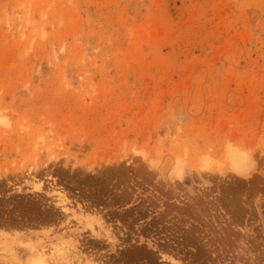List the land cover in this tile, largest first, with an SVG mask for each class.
Segmentation results:
<instances>
[{"label":"rangeland","instance_id":"rangeland-1","mask_svg":"<svg viewBox=\"0 0 264 264\" xmlns=\"http://www.w3.org/2000/svg\"><path fill=\"white\" fill-rule=\"evenodd\" d=\"M1 115L0 249L66 229L36 175L97 196L105 264H264V0H0Z\"/></svg>","mask_w":264,"mask_h":264},{"label":"bare ground","instance_id":"bare-ground-1","mask_svg":"<svg viewBox=\"0 0 264 264\" xmlns=\"http://www.w3.org/2000/svg\"><path fill=\"white\" fill-rule=\"evenodd\" d=\"M0 122L5 123V117H3V115L0 116ZM230 160H231V167L234 169V171L236 173L242 175L245 172L246 158L243 155H241L239 153H235L234 151H232L230 153ZM111 170L112 169L107 170L106 176H107V174L109 176L114 172V171L111 172ZM92 171H93V169H92ZM108 171H110V172H108ZM35 173H36V171H35ZM47 176L53 177V175L51 176V171L47 172ZM108 176H107V178H108ZM32 178H33L32 180L26 179L27 181H25L26 183H28L31 186L32 191L38 192V193H44V195H47V197L52 198V199H51V201L50 200H40V202H33L29 208L36 210L37 215L43 214L45 217L48 216V217H50V219L57 220L62 225L67 224L66 229L63 232H61V234H58V237H56V242L52 241L53 243L51 242V244H49V245H45L43 242H40V241H37V242L35 241V239L39 238V236H38L39 234H38L37 230L31 231L28 228L26 231H24L25 233H21L20 235H18V233L13 234V232H11V235L13 234L12 235L13 238H15V237L20 238L21 237L20 241L22 240L21 244L23 246L17 247L13 244H6V242H7L6 241L4 243V245L1 246L2 248L0 249V251L3 252V253H0V263H2V264H105L103 262V260L98 258V253H99L98 251L103 250L106 245H107V247L108 246L110 247L109 251L110 250L117 251L116 249L120 245L119 244L120 239L117 235L118 231L115 230V228L112 227V224L108 222V220L110 219V216L106 217L104 212H102L99 208L92 206V205H95V204H93L94 201L98 202V198H94L97 196L94 195V197H93L91 195L90 197H93L92 199L90 197H88L92 200V202L81 203V202H79V199L78 200L72 199L70 197V193H73V192L72 191L69 192L66 189V186L61 185V186L56 188L57 184H55L53 186V188H51V190H49V189L45 190V185L43 184V182H41V180L36 179V175H34V176L32 175ZM95 181H96V179H95ZM101 184H103L102 186H105V188L100 186V189H102L103 192H107V185H109V184H107V179L104 178V180L102 181ZM105 184H107V185H105ZM99 195H100V193H99ZM85 199H87V198H85ZM108 201H110V200H108ZM52 204H53V206H52ZM96 204H98V203H96ZM207 211H209V210H207ZM25 214H26V212H25ZM33 216H35V215H33ZM30 217H32V216H30ZM115 217L117 218V216H115ZM14 220H15V218L6 219L8 224H9V222L13 223ZM16 220H17V218H16ZM36 220L37 221H35V222H39L38 217L36 218ZM122 220H124V219H122ZM18 221H17V223H18ZM73 221L75 222V224L71 225V223ZM115 221L121 223L120 218H117V220L115 219ZM25 223L27 225V221H25ZM32 223L34 224V222H32ZM40 230H39V232H40ZM88 232H89V235L86 234ZM119 233H120V231H119ZM83 234H86L88 237L89 236L91 237L92 243L89 246L84 247L82 245L83 243L81 242V239L83 237L82 236ZM46 235H48V234L46 233ZM227 235H228V233H227ZM29 240H30L29 244L25 243ZM42 240H43V238H42ZM100 248H101V250H99ZM142 250L143 249H141V251ZM106 251H107V249H106ZM138 251H140V250L139 249L135 250V252H137V253H138ZM143 255H147V257H152V254L148 250H147V252L144 251L142 256ZM138 257H139V254H138ZM170 257L171 256H166L165 258L170 259L172 264H180V262L177 261L175 258H173V257L170 258Z\"/></svg>","mask_w":264,"mask_h":264}]
</instances>
